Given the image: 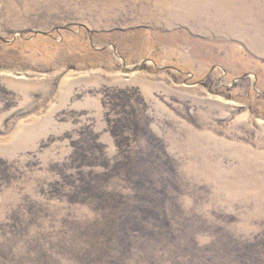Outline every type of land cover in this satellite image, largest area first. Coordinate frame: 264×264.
I'll list each match as a JSON object with an SVG mask.
<instances>
[{
	"label": "rangeland",
	"instance_id": "374dc122",
	"mask_svg": "<svg viewBox=\"0 0 264 264\" xmlns=\"http://www.w3.org/2000/svg\"><path fill=\"white\" fill-rule=\"evenodd\" d=\"M0 264H264V0H0Z\"/></svg>",
	"mask_w": 264,
	"mask_h": 264
},
{
	"label": "bare ground",
	"instance_id": "6f19581e",
	"mask_svg": "<svg viewBox=\"0 0 264 264\" xmlns=\"http://www.w3.org/2000/svg\"><path fill=\"white\" fill-rule=\"evenodd\" d=\"M178 4V3H177ZM163 6V5H162ZM180 7V6H179Z\"/></svg>",
	"mask_w": 264,
	"mask_h": 264
}]
</instances>
